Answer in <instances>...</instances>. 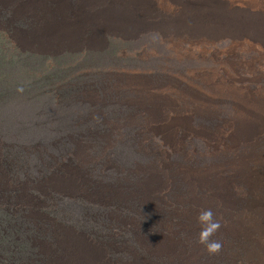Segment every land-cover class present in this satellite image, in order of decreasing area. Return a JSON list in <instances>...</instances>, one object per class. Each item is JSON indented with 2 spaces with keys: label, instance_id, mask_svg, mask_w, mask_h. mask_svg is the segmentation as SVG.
<instances>
[{
  "label": "rangeland",
  "instance_id": "rangeland-1",
  "mask_svg": "<svg viewBox=\"0 0 264 264\" xmlns=\"http://www.w3.org/2000/svg\"><path fill=\"white\" fill-rule=\"evenodd\" d=\"M197 5L0 0V264H264V29H177Z\"/></svg>",
  "mask_w": 264,
  "mask_h": 264
},
{
  "label": "bare ground",
  "instance_id": "bare-ground-1",
  "mask_svg": "<svg viewBox=\"0 0 264 264\" xmlns=\"http://www.w3.org/2000/svg\"><path fill=\"white\" fill-rule=\"evenodd\" d=\"M196 1L199 4L201 3L202 5H199V6L197 5V7H195V6L189 7L188 12L186 11L190 16V19L188 21H191L194 25L187 24V22H185L183 19L175 20V21H173V23L177 29H186L188 27H193L194 29L200 30L201 32H207V31L210 32L211 28L213 26H215L216 28L227 29V30H232L235 28H237V29L245 28V29H248L251 31L258 30L260 32L262 31V29H264V18H262V19H254L251 17L248 19L230 18V17L224 16L222 14L220 16L219 12H220V10H223V8H222L223 4H221L219 2L218 3L214 2V0H195V2ZM191 3H193V1ZM216 5H217V7H216ZM218 7H219V10H217ZM128 8H129V5H128ZM200 8H201V12L198 11ZM126 9H124V10H126ZM129 10H130V8H129ZM129 10H127V11H129ZM231 10H233V9H231ZM231 12H233V11H231ZM119 15L120 14H118V16ZM123 15L126 16V18H123V20H117V19L113 20L112 19V24L118 22L119 24H122V26H124L126 29L132 28L133 27V21H131L130 18H128L129 16L127 17L128 13L123 14ZM212 22H214L215 25L210 26V24ZM142 23H143V21H142ZM144 23H146V22H144ZM135 25H137V23H135ZM263 35H264V33H263ZM246 107H247V109H250L255 113H257V111H258L254 105H251V106L246 105ZM253 117H254L255 122L256 121L260 122L261 120L264 119V114H253ZM261 118H263V119H261ZM258 162L260 165H262V167L264 169V155H262L258 159ZM243 169H245L244 165H243ZM247 175H248V177L249 176L251 177V175H252V177L254 176V178H252V180H249V181L252 182L254 179V181L257 182L258 180H260V181L262 180V178L264 176V171H261L259 173L258 172L256 173L255 171L254 172L249 171V173ZM240 221H241V219H240ZM240 221H238V222H240ZM250 227H254L252 223L250 224V226H247V229H251ZM258 227L262 231V232H260L259 236H260L261 240L264 241L263 229L259 225H258Z\"/></svg>",
  "mask_w": 264,
  "mask_h": 264
},
{
  "label": "clouds",
  "instance_id": "clouds-1",
  "mask_svg": "<svg viewBox=\"0 0 264 264\" xmlns=\"http://www.w3.org/2000/svg\"><path fill=\"white\" fill-rule=\"evenodd\" d=\"M18 91H23V89H18ZM196 220L200 226L196 242L203 245L209 254L219 253L223 248V241L212 239V237L223 227L221 218L216 215L212 208H206L199 210Z\"/></svg>",
  "mask_w": 264,
  "mask_h": 264
}]
</instances>
